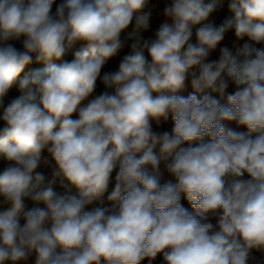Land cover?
I'll return each mask as SVG.
<instances>
[{
    "label": "clouds",
    "instance_id": "obj_1",
    "mask_svg": "<svg viewBox=\"0 0 264 264\" xmlns=\"http://www.w3.org/2000/svg\"><path fill=\"white\" fill-rule=\"evenodd\" d=\"M0 264H264V0H0Z\"/></svg>",
    "mask_w": 264,
    "mask_h": 264
},
{
    "label": "trees",
    "instance_id": "obj_2",
    "mask_svg": "<svg viewBox=\"0 0 264 264\" xmlns=\"http://www.w3.org/2000/svg\"><path fill=\"white\" fill-rule=\"evenodd\" d=\"M66 58H68V59H71V56L69 55L68 57H66ZM115 61H113L108 67L109 68H112V67H115ZM37 65H32V67H36ZM27 70V69H26ZM105 70H107V69H105ZM100 90V88L98 87V91ZM13 95H15L16 93L15 92H13L12 93ZM109 190H111V186H110V189ZM184 204H185V206L187 207L188 205H187V202L186 201H182Z\"/></svg>",
    "mask_w": 264,
    "mask_h": 264
}]
</instances>
